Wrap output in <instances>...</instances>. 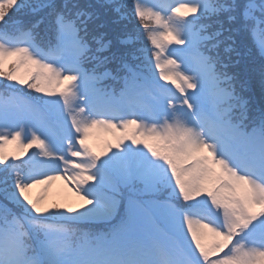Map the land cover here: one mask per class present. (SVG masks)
Returning a JSON list of instances; mask_svg holds the SVG:
<instances>
[{"label": "snow or ice", "instance_id": "1", "mask_svg": "<svg viewBox=\"0 0 264 264\" xmlns=\"http://www.w3.org/2000/svg\"><path fill=\"white\" fill-rule=\"evenodd\" d=\"M0 77V264H264V0H0ZM56 179L85 203L31 195Z\"/></svg>", "mask_w": 264, "mask_h": 264}, {"label": "rangeland", "instance_id": "2", "mask_svg": "<svg viewBox=\"0 0 264 264\" xmlns=\"http://www.w3.org/2000/svg\"><path fill=\"white\" fill-rule=\"evenodd\" d=\"M146 6L151 7L153 3H155V0H143ZM159 27V26H158ZM159 30H162L159 28ZM181 45H175V43L169 45V48H178ZM173 59H176V57L173 56ZM17 74L24 75L25 69L22 67L17 71ZM191 74V73H186ZM167 82V81H163ZM59 87V86H57ZM189 91H193L192 89H189ZM42 94V93H41ZM45 95V94H42ZM120 135V130L116 129L114 131H107L102 127H98L96 129L91 130L88 143L92 145L93 150L96 152H103L105 150V145L107 143H111L115 145L117 136ZM140 138V137H138ZM23 139V137H22ZM24 143H27L26 140L23 141ZM125 143H129V141H125ZM5 152H13V151H19L16 148L15 143H9L5 145ZM33 148L28 149L26 152H24L21 155V158L29 157L33 154ZM103 158V157H102ZM9 159H12L10 156ZM52 175H55V173H49ZM61 175H63V165H61ZM31 195L33 197H36L38 195L45 196L44 204L50 205L52 203H61V204H68L72 207H78L81 203H85L82 201L79 196L76 195L74 185L70 182H66L63 179H56L53 180L48 186L47 190L45 191L44 185H38L31 189Z\"/></svg>", "mask_w": 264, "mask_h": 264}, {"label": "trees", "instance_id": "3", "mask_svg": "<svg viewBox=\"0 0 264 264\" xmlns=\"http://www.w3.org/2000/svg\"><path fill=\"white\" fill-rule=\"evenodd\" d=\"M117 2H119V1H117ZM122 22H123V20L118 21L115 25H113V27L118 29V27H120L119 25L122 24Z\"/></svg>", "mask_w": 264, "mask_h": 264}]
</instances>
